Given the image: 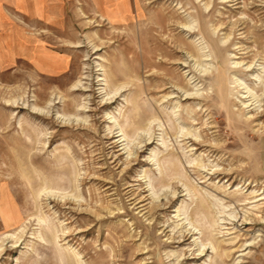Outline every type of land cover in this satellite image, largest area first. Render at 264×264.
Wrapping results in <instances>:
<instances>
[{
	"label": "rangeland",
	"instance_id": "obj_1",
	"mask_svg": "<svg viewBox=\"0 0 264 264\" xmlns=\"http://www.w3.org/2000/svg\"><path fill=\"white\" fill-rule=\"evenodd\" d=\"M44 4L0 1V264L264 263V0Z\"/></svg>",
	"mask_w": 264,
	"mask_h": 264
},
{
	"label": "crops",
	"instance_id": "obj_2",
	"mask_svg": "<svg viewBox=\"0 0 264 264\" xmlns=\"http://www.w3.org/2000/svg\"><path fill=\"white\" fill-rule=\"evenodd\" d=\"M0 1H2L3 3H9V2H11V3H14V2H16V3H24V2H26V3H29V2H32V3H35V4H37V7H36V9H37V11H40L41 10V5H45L44 3H48V2H52V0H0ZM262 264H264V263H262Z\"/></svg>",
	"mask_w": 264,
	"mask_h": 264
},
{
	"label": "bare ground",
	"instance_id": "obj_3",
	"mask_svg": "<svg viewBox=\"0 0 264 264\" xmlns=\"http://www.w3.org/2000/svg\"><path fill=\"white\" fill-rule=\"evenodd\" d=\"M259 76H260V77H259ZM259 76H258V77H259V79H260V78H262V77H261V75H259ZM260 80H261V79H260ZM261 81H262V80H261ZM262 219H263V218H262ZM262 219H261V220H262Z\"/></svg>",
	"mask_w": 264,
	"mask_h": 264
}]
</instances>
